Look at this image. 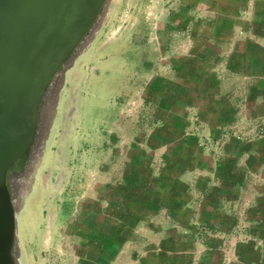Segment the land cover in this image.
<instances>
[{
    "label": "rangeland",
    "instance_id": "1",
    "mask_svg": "<svg viewBox=\"0 0 264 264\" xmlns=\"http://www.w3.org/2000/svg\"><path fill=\"white\" fill-rule=\"evenodd\" d=\"M226 1L110 0L57 82L44 139L17 184L20 264H142L144 236L122 229L124 211H140L173 170L170 143L188 136L198 147L222 144L171 101L168 83ZM242 109L219 127L222 136L264 131V118Z\"/></svg>",
    "mask_w": 264,
    "mask_h": 264
},
{
    "label": "crops",
    "instance_id": "2",
    "mask_svg": "<svg viewBox=\"0 0 264 264\" xmlns=\"http://www.w3.org/2000/svg\"><path fill=\"white\" fill-rule=\"evenodd\" d=\"M224 7L168 83L171 101L222 144L198 147L188 136L170 143L165 157L173 170L140 211L122 212V229L144 236L142 264H264V131L237 129L250 133L241 140L219 128L241 107L264 118V0Z\"/></svg>",
    "mask_w": 264,
    "mask_h": 264
},
{
    "label": "water",
    "instance_id": "3",
    "mask_svg": "<svg viewBox=\"0 0 264 264\" xmlns=\"http://www.w3.org/2000/svg\"><path fill=\"white\" fill-rule=\"evenodd\" d=\"M106 0H0V264H17L8 178L22 170L39 107Z\"/></svg>",
    "mask_w": 264,
    "mask_h": 264
},
{
    "label": "bare ground",
    "instance_id": "4",
    "mask_svg": "<svg viewBox=\"0 0 264 264\" xmlns=\"http://www.w3.org/2000/svg\"><path fill=\"white\" fill-rule=\"evenodd\" d=\"M110 0H106L103 10L101 11L102 13L98 16L96 19L95 23L89 30V32L85 35V37L81 40L79 43V46L77 47L76 51L71 55V57L67 60V62L63 65V67L51 78V81L49 82V85L47 86L46 92L43 97V101L39 107V113H38V119H37V124H36V131H35V136L33 143L31 144V147L28 151L26 160L24 162V165L22 167V170L18 173H13L9 176L8 178V184H9V191H10V196H11V202L14 208L15 212V238L16 242L13 246V251L14 255L16 257V262L17 264H20V246H19V235H18V221H17V211H16V206H15V198L17 194V184L19 181H21L23 178H27L28 176V167L30 166V163L34 159L35 155L37 154L38 150L40 149V146L42 144V141L44 139V129H45V123H46V118H47V107H48V101L51 98L57 82L63 78L65 71L71 67L72 63L78 56V54L82 51V48L84 45L87 43L91 35L94 33L95 29L98 27L100 24L104 13L107 10L108 4ZM30 172V171H29ZM28 179V178H27Z\"/></svg>",
    "mask_w": 264,
    "mask_h": 264
},
{
    "label": "built area",
    "instance_id": "5",
    "mask_svg": "<svg viewBox=\"0 0 264 264\" xmlns=\"http://www.w3.org/2000/svg\"><path fill=\"white\" fill-rule=\"evenodd\" d=\"M262 131V129H260V132Z\"/></svg>",
    "mask_w": 264,
    "mask_h": 264
}]
</instances>
